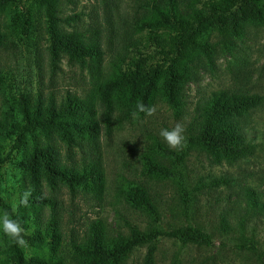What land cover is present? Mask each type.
<instances>
[{
    "label": "rangeland",
    "instance_id": "obj_1",
    "mask_svg": "<svg viewBox=\"0 0 264 264\" xmlns=\"http://www.w3.org/2000/svg\"><path fill=\"white\" fill-rule=\"evenodd\" d=\"M152 7L149 0L64 1L59 26L80 32L102 51L99 61L87 58L81 64L52 39L43 8L35 0L0 1V153L5 155L10 148L5 131L17 115L22 94L41 93L59 102L73 95L94 104L99 134L95 146L80 139L84 154L75 142L67 144L51 132L61 150L60 163L84 170L94 162L101 171L100 183L91 187L71 188L58 179L35 182L22 164L24 158L15 154L14 160L0 164V211H8L4 203L11 209L15 203L13 216L24 213L25 218L39 220V226L23 225L28 247L21 249L27 257L82 264L81 249L96 226L105 240L114 242L129 239L135 228L145 232L192 224L211 233L213 244L160 237L153 264H264V100L248 111L243 122L248 140L255 145L253 153L218 160L190 138L196 130L198 109L213 92L264 96V24L250 25L235 39H208L215 48L187 62L189 74L177 109L158 94L151 116H133L120 108L107 115L99 92L112 91L107 87L112 73L160 56L155 39H149L154 35L147 25ZM177 124L183 126L185 140L182 147L171 148L159 132ZM162 147L183 158L174 163ZM68 148L73 152L71 158ZM149 156L175 165V176L145 175ZM136 184L150 188L157 202V220L128 201L126 191ZM26 190L40 201L36 208L19 204ZM53 214L58 218L59 238L50 235L37 241V235H45ZM10 243L0 233V264L13 263ZM148 249V244L137 246L111 264H148Z\"/></svg>",
    "mask_w": 264,
    "mask_h": 264
},
{
    "label": "trees",
    "instance_id": "obj_2",
    "mask_svg": "<svg viewBox=\"0 0 264 264\" xmlns=\"http://www.w3.org/2000/svg\"><path fill=\"white\" fill-rule=\"evenodd\" d=\"M35 1L43 8L48 33L52 39L59 42L70 58L81 64L87 63V58L100 60L102 51L98 43L87 41L78 31L70 32L59 26L58 13L64 1L70 0ZM149 2L153 6L152 19L147 25L154 32L149 39H155L156 50L160 56L153 62L120 67L112 73L107 84L112 91L101 89L99 92L107 115L112 109L120 108L130 115L136 112V116H144L145 113L136 110L137 101L152 106L158 94L177 109L181 105L184 83L189 74L187 62L198 54H210L215 48L208 39H235L243 35L250 25L264 24V0ZM263 100L264 96L259 94L228 90L213 92L198 109L197 126L190 137L191 140L218 160H236L253 153L255 145L248 140L243 130V122L248 111L260 105ZM94 115V104L77 96L68 95L59 102L52 97H44L41 93L33 96L22 94L17 115L10 128L5 131L6 138L10 140V148L5 155L0 153V164L14 160L17 154L24 158L22 164L35 182L42 178L47 182L58 179L71 188L99 184L101 171L94 162L84 166V170L60 163L61 150L51 134L58 133L61 140L67 144L75 142L80 152L87 154L82 149L80 139H86L95 146L99 126ZM161 150L174 163L183 158L168 147H162ZM66 152L68 157L73 155L70 148ZM144 173L152 178H173L176 167L165 164L156 156H149L145 160ZM126 194L129 202L148 211L157 220V202L147 185L131 186ZM38 202L40 201L33 196L30 197L29 203L34 208ZM3 205L6 210L12 212L8 204ZM52 208L54 210L56 205L53 204ZM13 217L27 227L30 224L40 225L35 216L25 218L24 213H19ZM57 228L58 218L53 214L44 231L45 235H37L35 239L45 240L50 235L59 238ZM92 233L89 243L81 249L82 264H111L128 256L137 246L145 244L149 245L147 263L153 264L156 241L160 237L205 246L214 242L211 233L192 224L170 229L154 227L145 232L135 228L129 239L122 238L114 242L105 240L98 226ZM9 257L12 264H62L60 260L27 257L23 250L12 242Z\"/></svg>",
    "mask_w": 264,
    "mask_h": 264
},
{
    "label": "clouds",
    "instance_id": "obj_3",
    "mask_svg": "<svg viewBox=\"0 0 264 264\" xmlns=\"http://www.w3.org/2000/svg\"><path fill=\"white\" fill-rule=\"evenodd\" d=\"M136 110L141 113H145L148 116H151L155 113V106H146L143 102L137 101ZM136 115V112L133 113V116ZM184 128L182 125L177 124L174 128H162L159 132L160 137H162L169 147L171 148H180L183 146L185 137H184ZM32 193L31 190H26L23 192L19 204L27 206ZM17 205L12 204V211L16 210ZM0 233L8 237L9 240L14 243L17 247L26 248L28 247V241L25 239V236L28 234L27 230L23 227L21 222L14 218L13 215L8 211H0Z\"/></svg>",
    "mask_w": 264,
    "mask_h": 264
}]
</instances>
